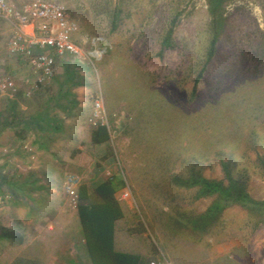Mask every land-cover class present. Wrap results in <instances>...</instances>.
I'll list each match as a JSON object with an SVG mask.
<instances>
[{
    "label": "rangeland",
    "instance_id": "374dc122",
    "mask_svg": "<svg viewBox=\"0 0 264 264\" xmlns=\"http://www.w3.org/2000/svg\"><path fill=\"white\" fill-rule=\"evenodd\" d=\"M8 1L20 7L29 0ZM50 1L62 3L77 23L76 39L84 51L97 50L98 53V57L91 63L85 62L88 66L79 72L80 80L85 84L82 95L88 100V105L78 112L79 123L73 124L74 120L70 119L73 113L63 118V109L54 116L49 113L43 122L45 126L53 124L51 127L59 123L68 137L72 135L65 139L69 144L65 146L66 155L61 156L60 178L72 172L83 182L85 179L90 181L92 177H89L99 168L100 178L113 176L117 182L122 180L118 190L125 185L124 179L128 181L134 201L122 203L125 215L118 225L122 235L130 241L126 250L140 251L147 247L151 251L156 248V252L161 249L163 253L174 254L178 249L193 255L199 253L203 245L208 250L234 242L236 256L245 264H264V219L241 205H233L223 212L208 234L195 236L184 227L183 219L187 220L192 211L204 212L215 197L194 200L193 190L177 186L172 180L174 171L188 176L193 163L201 168L205 177L224 179L221 164L224 160L233 167V177L245 185L249 195L264 201V94L253 103L241 98V93L253 95L264 90V0L227 2L225 32L195 94L194 79L202 67L209 43L211 17L206 0H125L119 27L114 32L106 10L107 0ZM110 1L111 7L119 3V0ZM178 11L182 14L174 32L175 47L166 50L160 58L162 37L169 20ZM7 40L8 34L4 30L0 33V57L6 67L1 68L0 73L15 78L16 74L10 71L15 61L9 59ZM67 60V56L58 60L54 78L45 81L43 90L32 92L31 97L37 95L45 106L49 101L58 105L54 99L59 100V95L66 93L59 91V87L63 88L67 80ZM257 80H263L262 85L249 84ZM234 89L237 90L232 99L230 93ZM74 90V87L67 90L70 92L68 101L77 97ZM92 99L103 100L111 131L107 144L88 146L84 137L83 131L91 123ZM215 99L223 100V130L213 141L205 135H211L213 125L207 118L214 119L218 113ZM238 116H241L237 121L239 124L234 120ZM72 125L75 130L81 125V141L80 138L73 140L75 130H70ZM172 134L180 135L182 144L175 145L177 142L169 139V146L163 147L166 142L163 137L172 139ZM210 142L217 145L209 148L207 143ZM80 145H83L80 160L70 161L78 156ZM199 153H204L206 158L198 157L200 162H195L193 156ZM19 158L22 165L27 164L23 161L26 158L23 153ZM12 166L17 167V171L5 167L0 169V176L8 179L11 175H25L24 167ZM5 185L1 191L5 195L3 200L8 202L10 187ZM70 208L74 206L71 204ZM16 215V219L11 217L13 220H8L5 215L0 223L18 221L21 224L18 229L24 227L25 230L35 229V223H43L37 218L30 226L22 220L21 212ZM8 244H3L5 248L0 250L5 255L2 264H8L6 256L11 249ZM26 252L35 255L36 249L29 246ZM153 256L156 258V254ZM14 264L41 262L21 257Z\"/></svg>",
    "mask_w": 264,
    "mask_h": 264
},
{
    "label": "crops",
    "instance_id": "0c3cea01",
    "mask_svg": "<svg viewBox=\"0 0 264 264\" xmlns=\"http://www.w3.org/2000/svg\"><path fill=\"white\" fill-rule=\"evenodd\" d=\"M4 30L7 32L9 38L11 27L8 23L1 21L0 33H2V31L4 32ZM8 55L9 59L15 61L12 63L13 68L10 71L16 74V76H14L15 78L12 79L16 84L17 90L0 92V169L11 167L17 171V167L12 166L17 165L25 168V175L19 174L18 177H12L13 175L10 176V190L8 192L10 198L8 202L3 200L5 195H0V219L7 215L9 217L8 220H13L11 217L16 219V214L21 212L22 220H26L25 224H30L31 226L34 224L33 220L37 218H40L43 223L39 225L35 223V229L31 228V230H25L24 227L18 229L17 226L21 225L20 223L18 224V221H13V223L9 222L4 225L0 223V250H2L3 244L9 242L11 249H9L7 253L8 257L6 256L8 264H14V262L21 257L24 259H36L40 261L41 264H92L87 251L77 206L72 204L70 197L64 191V181L69 172L66 173L63 178H60L61 175L58 174V171L62 168L61 156L63 153L66 155L65 146L69 144L65 139L71 138L72 135L68 137L63 129L59 127V123L54 125V127L45 126L43 124L45 121L44 119L49 113L52 112L54 116L55 112H57V114L60 112L59 109H63L61 113L63 118L68 117L69 113H73L70 119L74 120L73 124H78V112L82 111L83 108L88 105V100L82 95L85 87L84 85L75 86L74 91L77 97H73L69 101L65 100V102H61L63 99L62 96L59 95V100L58 98L54 99L55 102L58 101L57 106L55 103H51L49 99L48 104L45 106L40 103L41 101L37 98V95L36 97H31L32 92L40 89L43 90V87H45L43 83L45 81L41 82L38 79L22 56L13 55L11 53ZM56 58L58 64V60L61 56L57 55ZM3 64V59L0 57V70L1 68L5 69L6 66H3ZM53 78L54 76L47 81L50 82ZM60 90L64 91L63 88L59 87V91ZM67 102L70 103L66 104ZM73 102H75V105H72ZM94 102L95 99H92L89 122H91L95 110ZM58 106L59 108H57ZM71 108L74 110H71ZM89 124L90 126L83 131L84 137L87 139L86 142L89 143L88 146L91 144L94 145L91 141L92 131L97 128L93 126L92 123ZM76 128L75 130L74 125H72L71 129L69 128L70 130H75V133L73 132V140L75 139L76 141L80 138L81 141V134L83 135L81 132V125H78ZM108 128L110 131V126ZM23 129L25 132H23ZM78 130L80 133H77ZM17 132L24 135L25 138H19ZM58 135H60L61 138L58 137ZM108 142L103 144H107ZM79 148L76 154L78 156L74 159H69L70 161L80 160L79 157L82 154L80 151L83 150V145H80ZM59 152L61 153L60 155ZM22 153L26 156L23 161H26L27 164H21L19 156H22ZM48 158H50L51 161L48 160ZM99 171V168L96 169L92 176L89 177H92L91 180L87 181L85 179L84 182L82 178L76 174L80 177V185L85 183L90 187V194H92L93 187L96 184L113 177L106 176L100 178ZM104 171L106 170L104 169ZM107 173L111 175L110 171ZM124 181L125 185L117 190L116 197L125 215V208L122 203L126 202L130 204L132 200L134 201V196L128 181L125 179ZM127 185H129L131 189L132 198L119 200L120 192H122ZM70 202L74 206L72 209L70 208ZM1 203L7 206L1 205ZM20 209L22 210L20 211ZM6 210H9V212ZM122 219L118 220L115 224V249L117 251L140 254L142 256L141 264H150L152 261H167L169 264L244 263L243 259L236 256L238 253L236 252V244L234 242L221 244L208 250H206L208 247L203 245L199 253L197 252L193 255L188 253L184 254L181 250L178 251V249L174 251V254H172V252H170V254L163 253L161 249L156 252V248L151 251L147 247L140 251L126 250V248L130 247V241L129 238L122 235V232H120L118 228ZM4 233L20 235L24 240L21 244L13 241L11 242L2 236ZM29 246L36 249L35 255L26 252ZM1 252L0 264H2V256H5ZM155 254L156 258L153 256ZM166 254L170 255L171 258L169 256L166 257Z\"/></svg>",
    "mask_w": 264,
    "mask_h": 264
},
{
    "label": "trees",
    "instance_id": "16d2710c",
    "mask_svg": "<svg viewBox=\"0 0 264 264\" xmlns=\"http://www.w3.org/2000/svg\"><path fill=\"white\" fill-rule=\"evenodd\" d=\"M206 1L211 17L209 23V43L205 59L202 63V67L197 72V75L194 79L193 94L197 92L198 83L203 79L204 72L207 66L212 62L218 52V43L220 37L224 34L226 27L225 5L227 4V2H232L233 0ZM110 2V0L106 1V10L108 15H110L111 17V31L114 32L119 27L122 6L125 0H119V3L116 4L115 7L109 6ZM181 14L182 11H178L169 20L168 27L161 40L160 51L158 52V56L160 58H163L166 50L173 49L175 47L174 32L177 25L179 24ZM67 58L68 60L65 64L67 80L64 85H62L64 91L66 89V93L62 96V99L66 101L69 99L70 94V92L67 93V89L69 90V88L71 87L85 85L83 81L80 80L81 76L79 75V72L81 69H84L85 66H88L85 62L76 61L72 57L68 56ZM261 81L263 80L252 81L249 84L254 85L258 83L257 85H262ZM236 90L237 89H234L230 93V97L232 99L236 93ZM263 94L264 90H259L253 95L241 93V98H243V100H247L250 103H253L257 101V98H259L260 100ZM222 101H220V99H215L218 113L214 119H212L211 116L207 118V121L209 123H213V125L211 127V135L205 136H208V139H212L213 141H216L219 138L220 131L223 130ZM72 105H75V102H73ZM211 106L212 108H214V102L213 104H211ZM256 111L258 113V109ZM240 117L241 116H238L237 119H234L236 120L237 124H239L237 121ZM23 132H25L24 129ZM17 136L19 138H25V136L20 134L19 132H17ZM163 138L166 142H163L162 146L165 148L169 146V139L176 141L177 143L175 145L182 144L180 135L172 134V139L170 136H164ZM110 139L111 134L107 125H99L97 128L93 129L91 141L94 145L103 144L105 142H108ZM191 139L192 138H190V140ZM196 141L198 142L197 138L195 137V142ZM214 143H207V147L210 148L213 145H217ZM196 148H198V146L195 147V151ZM219 153L220 152L216 154L218 155ZM232 156L233 155L231 154L230 157ZM198 157H200L202 160H205L206 158L204 153H199V155L193 156L195 162H200ZM221 164L222 170L225 174L224 179H210L205 177L201 172V168H197V166H195V163L190 165L188 176H181L175 173V171L172 174V180L177 186L185 187L187 190L194 191V200H202L208 197H215L213 202L207 207L204 212L198 213L192 211L188 213L189 218H187V220L185 218L183 219L184 227L187 228L195 236H198L199 234H208L212 227L219 222L218 219H220L223 212L228 207H231L233 205H241L244 208L248 209V211H250L251 213L256 214L261 219H264V201L255 200L249 195V193L246 191L245 185L240 180L233 177V167L231 168L230 163L223 160ZM9 179L10 177L7 179L0 176V195L3 194V191H1L2 187L5 184H10ZM225 180L227 181V183L225 182ZM122 184V180H119L117 182L114 177H111L96 184L93 187L92 194H90V187L87 184L83 183L79 187V200L77 204V210L82 226L83 235L85 238L87 251L92 264L142 263V256L140 254L122 252L115 249V224L118 220L124 217L122 206L116 197L118 187ZM2 236L11 242H17L18 244H21L24 240L23 237H20V235H16L13 233H4Z\"/></svg>",
    "mask_w": 264,
    "mask_h": 264
},
{
    "label": "built area",
    "instance_id": "2783aa9c",
    "mask_svg": "<svg viewBox=\"0 0 264 264\" xmlns=\"http://www.w3.org/2000/svg\"><path fill=\"white\" fill-rule=\"evenodd\" d=\"M11 27L7 49L13 55L22 56L41 82L51 79L56 72V56H69L79 62H93L97 50L85 52L77 41L78 25L70 17L65 6L50 0H29L16 7L8 0H0V22ZM103 54V53H102ZM12 77L0 73V92L16 91ZM93 126L107 125L103 101L95 99ZM80 177L69 173L64 181V191L74 206L79 200ZM129 185L120 192L119 200L131 199ZM150 264H169L167 261Z\"/></svg>",
    "mask_w": 264,
    "mask_h": 264
}]
</instances>
